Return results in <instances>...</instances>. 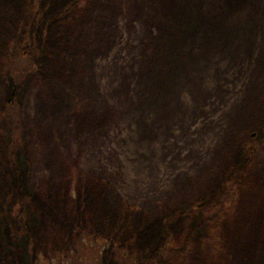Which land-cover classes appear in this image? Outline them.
Here are the masks:
<instances>
[{
	"label": "rangeland",
	"instance_id": "rangeland-1",
	"mask_svg": "<svg viewBox=\"0 0 264 264\" xmlns=\"http://www.w3.org/2000/svg\"><path fill=\"white\" fill-rule=\"evenodd\" d=\"M0 264H264V0H0Z\"/></svg>",
	"mask_w": 264,
	"mask_h": 264
},
{
	"label": "trees",
	"instance_id": "trees-1",
	"mask_svg": "<svg viewBox=\"0 0 264 264\" xmlns=\"http://www.w3.org/2000/svg\"><path fill=\"white\" fill-rule=\"evenodd\" d=\"M15 60V61H14ZM29 59H24L23 57L19 56L18 53H14L13 56V69H12V75L15 78H24L26 74L29 72L31 68H29ZM7 113L14 115V109L13 105H9L7 107Z\"/></svg>",
	"mask_w": 264,
	"mask_h": 264
}]
</instances>
